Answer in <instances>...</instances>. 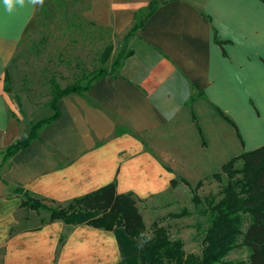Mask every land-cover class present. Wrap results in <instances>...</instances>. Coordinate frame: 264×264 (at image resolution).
Here are the masks:
<instances>
[{
    "label": "crops",
    "instance_id": "0c3cea01",
    "mask_svg": "<svg viewBox=\"0 0 264 264\" xmlns=\"http://www.w3.org/2000/svg\"><path fill=\"white\" fill-rule=\"evenodd\" d=\"M50 1L9 9L0 0V152L33 123L22 126L4 74L9 68L13 91L22 89L12 58ZM78 1L84 22L123 38L150 0ZM159 1L129 38L132 54L118 73L59 97L58 118L0 163V264L122 259L112 230L62 220L23 225L16 187L64 205L114 181L117 192L136 197L140 211L264 145V0ZM42 111L53 113L48 105L31 113ZM194 164L199 178L191 184L185 165Z\"/></svg>",
    "mask_w": 264,
    "mask_h": 264
},
{
    "label": "trees",
    "instance_id": "16d2710c",
    "mask_svg": "<svg viewBox=\"0 0 264 264\" xmlns=\"http://www.w3.org/2000/svg\"><path fill=\"white\" fill-rule=\"evenodd\" d=\"M159 4V0H150L135 16L132 25L123 35L122 49L109 69L103 66L95 68L84 84L76 82L62 88L55 87L47 104L53 113L31 123L26 136L8 145L3 151V162L38 138L39 131L58 118L56 101L59 97L70 92L83 93L100 77L118 73L123 59L132 54V50L127 48L129 38ZM106 58L103 56V61ZM4 80V89L11 91L7 69ZM223 174L226 181L221 185L218 196L208 194L201 200L196 193L202 185L201 180L192 189V202L195 205L203 204L201 212L208 219L200 255L185 253L182 242L178 239L170 240L162 226L155 224L153 236H144L146 227L136 197L131 192H117L114 181L71 199L65 206L47 203L21 187H16L15 193L21 196L20 206L33 210L43 208L48 212V217L42 223L62 220L68 226L85 223L112 230L122 256L117 264H130L124 256L131 253L137 254L139 264H221L223 257L237 245L246 247V260L227 264H264V145L230 158L210 177L221 182ZM181 215L182 211L174 214ZM63 238L61 236L60 241Z\"/></svg>",
    "mask_w": 264,
    "mask_h": 264
},
{
    "label": "rangeland",
    "instance_id": "374dc122",
    "mask_svg": "<svg viewBox=\"0 0 264 264\" xmlns=\"http://www.w3.org/2000/svg\"><path fill=\"white\" fill-rule=\"evenodd\" d=\"M42 6L19 41L12 58L13 75L23 90L13 91L10 78L11 91L7 92L13 93L17 117L22 126L31 120L34 123L47 117L43 111L36 116L31 111H39L47 105L55 87L62 88L76 82L84 84L95 68L103 66L109 69L123 44L121 36L84 22L80 16L82 5L78 0H52ZM103 56H107L105 61ZM7 69L10 77V70ZM28 92L31 94L29 98ZM26 135L27 131L23 136ZM3 151L0 152V163L3 162ZM195 165H185L186 176L191 184H195L199 178ZM225 181L224 174L221 182L207 177L202 180L196 193L201 200L208 194L218 196ZM192 193L189 189L165 200L158 199L148 208H140L146 227L143 235L151 238L154 225L162 226L170 240L182 242L185 253L200 255L208 219L201 212L203 204L195 205L192 202ZM181 211V216H174ZM21 215L24 216L21 221L23 225L30 226L42 223L48 217V212L43 208L33 210L25 207ZM247 254L246 247L237 245L223 257L221 264L244 261ZM136 255L131 253L124 257L130 264H136L135 261L139 264Z\"/></svg>",
    "mask_w": 264,
    "mask_h": 264
},
{
    "label": "clouds",
    "instance_id": "9594fccd",
    "mask_svg": "<svg viewBox=\"0 0 264 264\" xmlns=\"http://www.w3.org/2000/svg\"><path fill=\"white\" fill-rule=\"evenodd\" d=\"M14 2L18 3L22 6L24 4L25 0H5V4L8 6L9 9H11L13 7ZM36 2L42 3L43 0H33V3H36Z\"/></svg>",
    "mask_w": 264,
    "mask_h": 264
}]
</instances>
